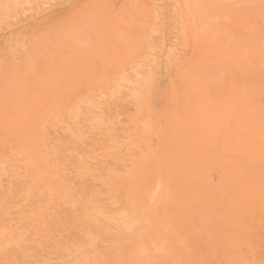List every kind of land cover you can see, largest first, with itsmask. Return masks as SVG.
<instances>
[{"label": "rangeland", "instance_id": "rangeland-1", "mask_svg": "<svg viewBox=\"0 0 264 264\" xmlns=\"http://www.w3.org/2000/svg\"><path fill=\"white\" fill-rule=\"evenodd\" d=\"M0 264H264V0H0Z\"/></svg>", "mask_w": 264, "mask_h": 264}, {"label": "bare ground", "instance_id": "bare-ground-1", "mask_svg": "<svg viewBox=\"0 0 264 264\" xmlns=\"http://www.w3.org/2000/svg\"><path fill=\"white\" fill-rule=\"evenodd\" d=\"M137 77H138V76H137ZM230 104H231V103H230ZM241 129H242V128H241ZM21 149H22V148H21ZM25 152H26V151H25ZM28 155H29V154H28ZM16 165H17V164H16ZM21 165H23V164H20L19 166H21ZM24 166H25V165H24ZM27 167H28V166H27ZM19 168H20V167L17 166V169H19ZM21 168H22V166H21ZM22 169H23V168H22ZM21 171H22V170H21ZM26 171H27V170H26ZM18 172H20V171L18 170ZM20 174H22V172H21ZM20 174H19V175H20ZM19 175H18V176H19ZM54 177H55V176H54ZM154 188H155V187H154ZM155 190H156V189H155ZM153 191H154V190H153ZM142 193H143V192H142ZM147 194H148V193H147ZM147 194H146V195H147ZM154 194H155V193H154ZM148 196H149V194H148ZM154 196H155V195H154ZM144 209H145V208H143V210H144ZM95 213H96V211H95ZM120 217H121V214H120ZM125 219H127V218H125ZM125 230H127V229H125ZM130 233H131V232H130ZM148 236H149V235H148ZM138 237H139V236H138ZM138 237H137V238H138ZM141 240H142V238H141ZM141 240H140V241H141ZM142 241H143V240H142ZM156 241H157V240H156ZM140 243H141V242H140ZM147 243H148V242H147ZM148 244H151V243H148ZM142 245H143V244H142ZM144 245H145V244H144ZM144 245H143V246H144ZM151 245H152V244H151ZM137 247H138V246H137ZM139 247H140V246H139ZM146 248H147V247H146ZM146 248H145V249H146ZM137 249H138V248H137ZM30 250H31V249H30ZM140 250H141V249H140ZM140 250H139L138 252H140ZM152 250H153V249H152ZM143 251H144V250H143V247H142V251H141V252L144 253ZM145 251H146V250H145ZM141 252H140V253H141ZM149 252H150V251H149ZM165 252H166V251H165ZM142 255H143V254H142ZM146 255H147V254H146ZM147 256H148V255H147ZM145 258H146V257H145ZM152 259H153V258H152ZM170 260H171V259H170ZM144 261H145V259H144ZM146 263H147V262H146Z\"/></svg>", "mask_w": 264, "mask_h": 264}]
</instances>
